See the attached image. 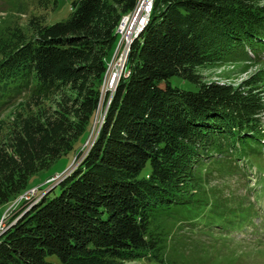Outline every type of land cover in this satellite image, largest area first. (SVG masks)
<instances>
[{
    "label": "trees",
    "instance_id": "obj_1",
    "mask_svg": "<svg viewBox=\"0 0 264 264\" xmlns=\"http://www.w3.org/2000/svg\"><path fill=\"white\" fill-rule=\"evenodd\" d=\"M136 4L73 0L67 19L33 16L25 29L0 20V104L15 101L0 119V204L87 137L117 29ZM263 57L264 0H153L91 147L0 232V264L190 263L178 233L191 216L226 212L204 167L238 174L264 147V69L234 87L197 68Z\"/></svg>",
    "mask_w": 264,
    "mask_h": 264
},
{
    "label": "rangeland",
    "instance_id": "obj_2",
    "mask_svg": "<svg viewBox=\"0 0 264 264\" xmlns=\"http://www.w3.org/2000/svg\"><path fill=\"white\" fill-rule=\"evenodd\" d=\"M72 1L46 0L41 4L39 0H0V20L23 29L33 16H42L45 24H52L69 17ZM129 23L130 19H124L117 31L123 30ZM1 26L2 24L0 30L3 27ZM120 32H117L118 36ZM118 36L101 85V101L87 137L82 139L84 141L81 140L75 151L61 155L46 168L32 174L28 179L27 190L8 203L0 204V222L3 225L0 232L14 222L16 218L13 217L19 211L36 202L47 189L65 178L91 147L128 53L125 39L121 40ZM259 69H264V57L261 60L254 58L241 63L197 68L203 81L231 84L234 87ZM169 81L171 85L186 90L198 88L197 84L180 76H172ZM14 103L15 101L11 100L5 105L0 104V119L8 120ZM261 118L264 124V112ZM242 163L239 161V167L232 168L234 171L241 169L242 171L236 172L238 174L224 171L219 173L211 171L208 166L204 167L202 173L205 175L203 179L207 188L215 187V190L208 188L209 196L219 198L226 212L218 220H215L213 214L195 215L188 219L194 224H188L187 230L178 233L185 236L184 243L178 247L183 249L181 253L189 260L188 264H264V147L258 156L251 157L250 167ZM58 193L59 188L56 187L49 193V197ZM203 211L204 209H200L199 213ZM179 242L182 240L179 239ZM46 259L59 264V259L55 255H48ZM126 264L158 263L133 259L126 261Z\"/></svg>",
    "mask_w": 264,
    "mask_h": 264
},
{
    "label": "built area",
    "instance_id": "obj_3",
    "mask_svg": "<svg viewBox=\"0 0 264 264\" xmlns=\"http://www.w3.org/2000/svg\"><path fill=\"white\" fill-rule=\"evenodd\" d=\"M148 0H139V11L135 16H130V23L125 27L121 33H119L120 39H125V44L131 37L135 36L136 31L140 25L144 22L146 15L148 14ZM0 222V230L2 228Z\"/></svg>",
    "mask_w": 264,
    "mask_h": 264
},
{
    "label": "bare ground",
    "instance_id": "obj_4",
    "mask_svg": "<svg viewBox=\"0 0 264 264\" xmlns=\"http://www.w3.org/2000/svg\"><path fill=\"white\" fill-rule=\"evenodd\" d=\"M152 2H153V0H148V4H149V6H148V14L146 15V18H145V20H144V22L140 25V27L138 28V30L136 31V33H135V36L141 31V29L145 26V24L147 23V20H148V18H149V15H150V12H151V8H152ZM134 11V12H133ZM132 12L133 13H131L130 14V16H135L137 13H138V11H139V0L137 1V4H136V6H135V8H134V10H133ZM130 19V17H128L127 18V20H129ZM127 22V21H126ZM120 30L122 31V29H119V31H117V32H120ZM121 33V32H120ZM134 36V37H135ZM134 37H131V39H129L128 41H127V43H126V47H127V52H128V49H129V44H130V42L133 40V38ZM126 50V49H125ZM126 52V51H125ZM126 52V53H127ZM126 59V58H125Z\"/></svg>",
    "mask_w": 264,
    "mask_h": 264
}]
</instances>
